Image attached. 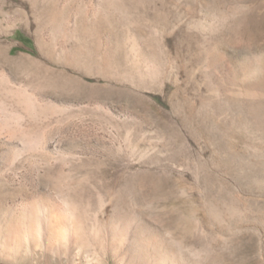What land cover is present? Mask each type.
Here are the masks:
<instances>
[{
  "label": "rangeland",
  "instance_id": "obj_1",
  "mask_svg": "<svg viewBox=\"0 0 264 264\" xmlns=\"http://www.w3.org/2000/svg\"><path fill=\"white\" fill-rule=\"evenodd\" d=\"M0 264H264V0H0Z\"/></svg>",
  "mask_w": 264,
  "mask_h": 264
}]
</instances>
